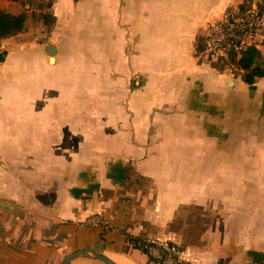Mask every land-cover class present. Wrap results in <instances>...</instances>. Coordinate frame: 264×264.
Here are the masks:
<instances>
[{"label":"crops","instance_id":"0c3cea01","mask_svg":"<svg viewBox=\"0 0 264 264\" xmlns=\"http://www.w3.org/2000/svg\"><path fill=\"white\" fill-rule=\"evenodd\" d=\"M43 1L0 0V264H264V77L202 61L244 0Z\"/></svg>","mask_w":264,"mask_h":264},{"label":"built area","instance_id":"2783aa9c","mask_svg":"<svg viewBox=\"0 0 264 264\" xmlns=\"http://www.w3.org/2000/svg\"><path fill=\"white\" fill-rule=\"evenodd\" d=\"M32 3L38 0H19ZM264 43V13L250 7L244 12L230 10L218 21L208 25L205 35L204 58L212 63L227 60L230 55L239 54L250 47L258 48ZM99 227L101 219L91 217L86 222ZM144 248L156 264H185L184 251L174 244L147 242Z\"/></svg>","mask_w":264,"mask_h":264},{"label":"trees","instance_id":"16d2710c","mask_svg":"<svg viewBox=\"0 0 264 264\" xmlns=\"http://www.w3.org/2000/svg\"><path fill=\"white\" fill-rule=\"evenodd\" d=\"M11 2H18L22 4L34 5L36 8L49 9L50 3H45L43 0H38L32 3H26L19 0H7ZM251 7L250 0H244V2L237 8L239 11L244 12ZM230 11V10H229ZM260 13H264V10L258 8ZM26 17L24 14L14 16L4 11H0V39H6L20 34L25 29ZM199 46H197V50ZM230 59L235 62L239 71L242 72L241 79L246 85H253L256 80L264 77V60L261 57L260 52L255 47H250L241 52L239 56L236 54L230 55ZM3 57L0 56V61ZM146 243L133 244V249L137 250L143 256L148 259L151 264H156L154 260L148 256L144 246Z\"/></svg>","mask_w":264,"mask_h":264},{"label":"water","instance_id":"95a60500","mask_svg":"<svg viewBox=\"0 0 264 264\" xmlns=\"http://www.w3.org/2000/svg\"><path fill=\"white\" fill-rule=\"evenodd\" d=\"M79 258H91L100 262L101 264H115L106 256L102 255L97 249H85L82 251H78L67 256L60 264H71V262L75 261Z\"/></svg>","mask_w":264,"mask_h":264},{"label":"rangeland","instance_id":"374dc122","mask_svg":"<svg viewBox=\"0 0 264 264\" xmlns=\"http://www.w3.org/2000/svg\"><path fill=\"white\" fill-rule=\"evenodd\" d=\"M20 4H22V3H20ZM23 5H25V4H23ZM250 5H251V3H250ZM251 7H253V6H251ZM202 61L206 62V63L209 62L204 57L202 58ZM213 65H215L216 70H218L219 72L227 71V73H229V75L231 77H237V76L242 75V72L238 70L235 62H233V60H231L230 57L227 60H223L222 62L218 61V62L214 63Z\"/></svg>","mask_w":264,"mask_h":264},{"label":"bare ground","instance_id":"6f19581e","mask_svg":"<svg viewBox=\"0 0 264 264\" xmlns=\"http://www.w3.org/2000/svg\"><path fill=\"white\" fill-rule=\"evenodd\" d=\"M119 260V259H118ZM128 264H130V263H128Z\"/></svg>","mask_w":264,"mask_h":264}]
</instances>
